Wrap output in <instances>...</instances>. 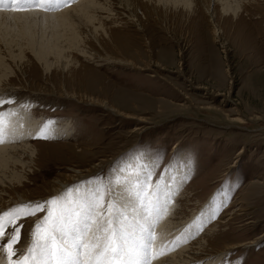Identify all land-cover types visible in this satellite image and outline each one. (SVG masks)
<instances>
[{"label":"rangeland","instance_id":"obj_1","mask_svg":"<svg viewBox=\"0 0 264 264\" xmlns=\"http://www.w3.org/2000/svg\"><path fill=\"white\" fill-rule=\"evenodd\" d=\"M159 2L132 0L138 21L118 19L128 24L124 28H110L107 10L98 9L94 25L102 22L106 34L100 27L87 34L80 25L78 46L65 49L61 60L52 54L38 59L29 46H9L0 36V119L13 116L17 125L18 138L9 144L28 140L33 151L31 161L23 158L26 165L16 163L21 176L19 184L12 180L11 196L0 190L7 233L0 245L13 235L10 219L22 225L13 261L36 247V225L46 222L51 202L63 198L71 207L97 188L119 202L126 188L134 202L158 211L159 190L171 188L164 206L172 204L174 217L199 212L186 230L202 220L201 209L211 201L208 220L185 239L215 250L245 244L225 250L217 264H264V0L237 18L209 1L220 41L198 0L192 10ZM87 96L119 112L89 103ZM25 121L36 129L23 137ZM17 194H25L23 201ZM11 201L16 206L7 210ZM126 209L121 207L124 214ZM30 211L36 215L27 216ZM213 223L215 231L201 236ZM0 259L8 264L2 246Z\"/></svg>","mask_w":264,"mask_h":264},{"label":"bare ground","instance_id":"obj_2","mask_svg":"<svg viewBox=\"0 0 264 264\" xmlns=\"http://www.w3.org/2000/svg\"><path fill=\"white\" fill-rule=\"evenodd\" d=\"M39 1L42 0H37V2ZM157 1H160L159 3H162L163 6H167L169 3H172L171 6L182 4V7L188 10H192V4L195 0ZM209 1L211 0H198V3L200 4V7L208 13L209 20L212 23L211 33L214 36L213 38L220 41L219 38L221 29L215 23V17H213L215 11L212 10L209 4H207ZM212 2L216 3V5L214 6H219V12L222 15H231L233 18H237L241 14V12L246 11L247 8L251 7L249 6L250 4H256L257 0H212ZM10 3L11 0H0V6L3 7L9 5ZM115 3L117 10L112 7V0H66V2L65 0H50L49 4L47 5H51L49 6L51 9L49 10V12H41L37 7L20 12L12 11L9 7H0V36L7 42L9 46H18L19 49H21V47L23 46H29L31 51L38 59L45 60L48 54H52L53 56H55V58L61 60L63 51L65 49H68L69 47L75 48L78 46L79 38L77 37V33L75 30L76 28L80 27V25H83L86 28L88 32L87 34H94L98 27L103 29L105 32L102 22H100L98 26L94 25V20L96 19L95 12H97L98 9L107 10L108 13L105 16V19L110 18V28H124V26L128 25L126 23H132L130 21L131 19L136 18L135 11L137 9L136 6L132 4V0H117V2ZM43 11H45V9ZM131 16L133 18H131ZM122 17L125 18L126 23L118 20ZM36 18H40V20L38 19V21ZM257 18L259 17H256V19ZM35 20H37L38 22L35 23ZM40 21H42L43 23ZM135 21H138V19L136 18ZM138 25L139 26L137 27V29L142 30L141 23H138ZM62 30H65V34H61ZM94 36L95 35H93L92 38L96 42H98L99 38ZM222 44H224V42H222ZM221 47L224 48L223 45ZM20 51H18L19 53L17 54H20ZM129 63H131L130 60ZM3 68H5V66ZM1 78L0 82H2ZM87 98L89 103H93L95 105L100 104L112 111L119 112L118 110H115L112 106H110L107 101H102L90 96H87ZM117 115H121L125 118H133L132 116L125 113H118ZM12 117H3L0 119V190L6 193L7 197L11 196V192H9L10 189L13 188L16 190V187L13 186L12 180L15 181V179H18L17 183L19 184L20 182L19 178L21 175L15 172L16 163L26 165L27 159H30L29 161H31L33 157V151L30 148L32 143H30L28 140L20 144H9V140L15 138L16 132L18 131L17 125L15 124V121L13 120L14 118ZM135 120L143 121V118L139 117L135 118ZM32 123L33 121H25L24 128L19 129L22 131L23 137L34 133L36 128L35 126H33L34 124L32 125ZM66 127L67 126H65V128ZM135 129H139V127H135ZM24 157L27 159H23ZM10 166L14 168L11 167L10 169ZM76 170L77 169H71V171ZM180 173L183 172L179 169V174ZM174 180H176V177L174 178ZM58 184L60 185L59 182ZM64 185L65 184L60 185L59 188L64 187ZM124 189L125 190L121 191V193H119L118 195V204L122 206V210H124V208H127L125 211L128 214L125 215H128V218H131L129 219V221L134 223L135 220L142 214L141 206L134 202L130 197L127 189ZM169 191L167 189L159 190L160 195L158 196L157 202L160 209L158 208V211L152 210V208L150 207L152 215L148 221V224L150 225V228L153 226L155 230L150 231L152 244L149 248V264H217L219 262V259H222L221 257L223 256L225 250L235 249L237 247H242L245 245L244 243L230 242L228 244H225L222 249L215 250V248H212L211 246L209 247V244L205 241H203L202 244H198V242L196 241H191V238H187L188 240L185 239L186 236H189L190 230H192V233H194L193 229L198 228V223L202 225L208 220V216H210L212 213L211 208H209V206L211 205V201H206V203L203 205L204 208L201 209L204 210L203 215L201 216L202 220L198 223L197 221H199L200 219L195 220V223L190 227V230H186L187 228L183 227H187L188 224H191V222L196 219L199 212H191V214L186 218H183L180 215L174 217L175 213H172V204H169L167 208L164 206L166 205V199L169 195ZM2 196L0 194V207H5L6 205H4L3 203L5 202L6 197ZM18 196L22 201L25 198V194H19ZM145 196H147L150 204L156 202L154 201L152 195L147 194ZM63 200L64 199L62 198L61 201ZM15 201L16 200H14V202ZM17 202L19 203V201ZM10 203H12V201L8 204ZM15 203H12V206H10L7 210H12L13 206H16ZM64 204L67 206L66 202ZM125 204H127L126 207H124ZM208 204L209 206H207ZM206 206L207 208H205ZM14 211L15 210H13V212ZM206 216L207 219H205ZM44 223L45 222H43V224ZM212 225L213 226L208 227L205 231L206 233L201 236L204 237L206 234L208 235L213 233L215 231V224L213 223ZM192 233L190 234L192 235ZM189 240L191 242H189ZM186 242L187 245H185ZM168 245H174L173 249L172 247L168 248ZM175 246H178V248L175 249ZM0 264H4L1 259Z\"/></svg>","mask_w":264,"mask_h":264},{"label":"snow or ice","instance_id":"obj_3","mask_svg":"<svg viewBox=\"0 0 264 264\" xmlns=\"http://www.w3.org/2000/svg\"><path fill=\"white\" fill-rule=\"evenodd\" d=\"M6 7L20 12L48 6L37 4V0H11ZM51 203L46 222L36 225V247L29 248L28 254L17 261L12 259L16 255L13 246L20 240L22 225L10 219L13 235L6 244L0 245L8 253V264H149L150 207L141 203L142 214L133 223L121 211L122 206L111 198L110 192H100L98 188L91 190L88 199L71 207L61 201ZM35 208L41 212L46 210L42 205ZM26 215L34 216L36 212ZM91 224L96 225L94 233ZM6 235L5 225L0 223V239Z\"/></svg>","mask_w":264,"mask_h":264}]
</instances>
